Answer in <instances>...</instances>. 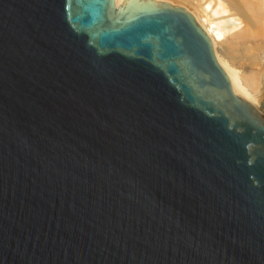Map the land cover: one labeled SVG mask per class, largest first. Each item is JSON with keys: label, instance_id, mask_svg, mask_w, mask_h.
I'll use <instances>...</instances> for the list:
<instances>
[{"label": "water", "instance_id": "95a60500", "mask_svg": "<svg viewBox=\"0 0 264 264\" xmlns=\"http://www.w3.org/2000/svg\"><path fill=\"white\" fill-rule=\"evenodd\" d=\"M0 264H264V106L183 9L0 0Z\"/></svg>", "mask_w": 264, "mask_h": 264}, {"label": "bare ground", "instance_id": "6f19581e", "mask_svg": "<svg viewBox=\"0 0 264 264\" xmlns=\"http://www.w3.org/2000/svg\"><path fill=\"white\" fill-rule=\"evenodd\" d=\"M112 1L118 11L125 6L183 9L208 38L234 97L264 106V0H186L191 8L172 0Z\"/></svg>", "mask_w": 264, "mask_h": 264}, {"label": "rangeland", "instance_id": "374dc122", "mask_svg": "<svg viewBox=\"0 0 264 264\" xmlns=\"http://www.w3.org/2000/svg\"><path fill=\"white\" fill-rule=\"evenodd\" d=\"M172 1H174V2H176V3H180V4H183V5H185V6H187V7H189V8H191V5L186 1V0H172ZM241 20H242V17H241Z\"/></svg>", "mask_w": 264, "mask_h": 264}]
</instances>
